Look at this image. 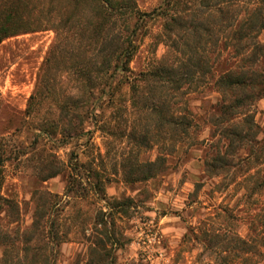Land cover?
<instances>
[{"label":"rangeland","instance_id":"1","mask_svg":"<svg viewBox=\"0 0 264 264\" xmlns=\"http://www.w3.org/2000/svg\"><path fill=\"white\" fill-rule=\"evenodd\" d=\"M28 1V32L0 43V264H264V92L217 86L249 62L224 48L213 7L173 0L172 25L151 14L160 0H136L151 16L133 74L196 66L179 87L147 80L133 94L122 84L95 122L68 75H52L27 113L55 40L40 20L64 7ZM251 66L264 74V58ZM154 106L178 124L161 125Z\"/></svg>","mask_w":264,"mask_h":264},{"label":"trees","instance_id":"2","mask_svg":"<svg viewBox=\"0 0 264 264\" xmlns=\"http://www.w3.org/2000/svg\"><path fill=\"white\" fill-rule=\"evenodd\" d=\"M58 1L63 2L64 7L53 15L50 10L46 11L45 19L40 20L41 23H50L55 32V40L40 65L35 89L27 104L28 114L36 94L41 95L42 88L48 87L52 75L59 78L68 75L77 93H82L80 101L86 109L85 119L89 117L97 122V109L105 98H112L122 84H127L133 94L138 90V82L147 80H153L161 86L169 84L179 87L184 79H188V70L196 66L187 62L179 66H162L143 72V78H139L133 74L130 62L138 47L137 39L144 19L151 16L150 13L141 12L136 0ZM28 2L7 0L0 7V43L5 38L28 32V28L22 24L25 18L22 7L28 6ZM198 3L213 7L216 12L214 22L224 48H232L235 57L249 62L248 66H242L239 71H228L220 75L216 81L217 86L223 91L242 92L244 97L248 89L252 97L262 95L264 74H257L251 64L264 58V45L257 40L264 32V0H198ZM173 5V0H160L158 8L151 14L168 17L172 25L180 23L176 12H169ZM41 23L36 30L46 27ZM94 89L99 90V94ZM237 99L235 97V100L223 105L227 112L242 103L243 100L238 102ZM67 105L63 103L61 106L65 112L72 107ZM151 110L161 125L178 124L177 118L173 114H163L160 106H154ZM186 124L189 125L187 119ZM2 164L3 150L0 145V174ZM36 224L35 218L33 226ZM105 236L111 238L106 233ZM52 238L58 239L57 234ZM102 260V257L99 258V261Z\"/></svg>","mask_w":264,"mask_h":264}]
</instances>
